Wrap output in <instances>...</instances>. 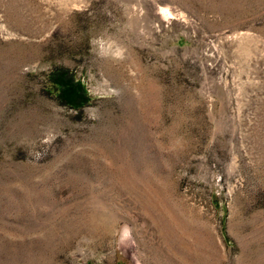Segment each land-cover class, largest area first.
<instances>
[{"label":"rangeland","instance_id":"rangeland-1","mask_svg":"<svg viewBox=\"0 0 264 264\" xmlns=\"http://www.w3.org/2000/svg\"><path fill=\"white\" fill-rule=\"evenodd\" d=\"M0 264H264V0H0Z\"/></svg>","mask_w":264,"mask_h":264},{"label":"clouds","instance_id":"clouds-1","mask_svg":"<svg viewBox=\"0 0 264 264\" xmlns=\"http://www.w3.org/2000/svg\"><path fill=\"white\" fill-rule=\"evenodd\" d=\"M114 55L117 56V57H119L120 56L119 51L115 52Z\"/></svg>","mask_w":264,"mask_h":264}]
</instances>
